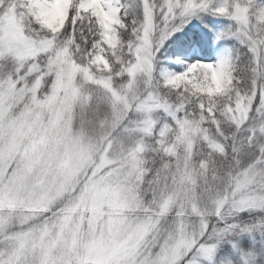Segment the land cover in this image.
<instances>
[{
	"label": "snow or ice",
	"instance_id": "obj_1",
	"mask_svg": "<svg viewBox=\"0 0 264 264\" xmlns=\"http://www.w3.org/2000/svg\"><path fill=\"white\" fill-rule=\"evenodd\" d=\"M193 19L211 62L160 67ZM256 232L264 0H0V264H264Z\"/></svg>",
	"mask_w": 264,
	"mask_h": 264
},
{
	"label": "trees",
	"instance_id": "obj_2",
	"mask_svg": "<svg viewBox=\"0 0 264 264\" xmlns=\"http://www.w3.org/2000/svg\"><path fill=\"white\" fill-rule=\"evenodd\" d=\"M209 19L216 21L218 18L209 17ZM193 23L191 26H187L181 32H177L170 39L174 41L171 48H168L167 51L162 50L161 54L158 56L160 67L166 66L172 70H181L182 59L187 57V55L193 50L189 45V38L193 32L200 33L203 25H201L198 19H193ZM227 25V21H223L218 23L216 31H222L224 27ZM207 39V37H204ZM218 43L224 45L222 51H228L230 45L227 41H219ZM203 58H207L201 53ZM214 57V56H213ZM179 61V63H178ZM167 68V69H168ZM243 238V239H241ZM233 243H237L238 246L245 252H255L256 249L264 243V237L259 232L253 234L244 235L238 240L233 241ZM238 253L233 249L232 243L228 241H224V246H222L216 255V264H220L221 261H224L227 264L228 261H237Z\"/></svg>",
	"mask_w": 264,
	"mask_h": 264
},
{
	"label": "rangeland",
	"instance_id": "obj_3",
	"mask_svg": "<svg viewBox=\"0 0 264 264\" xmlns=\"http://www.w3.org/2000/svg\"><path fill=\"white\" fill-rule=\"evenodd\" d=\"M192 23H193V21H191V23H189L187 26H191L192 25ZM186 26V27H187ZM193 55H200L201 56V54L198 52V51H194V52H192L185 60H184V63H183V67H182V70L181 71H183V70H185V68L187 67V65L188 64H190V63H192L193 61H192V56ZM206 62H211V61H207V60H205ZM173 72H177V71H173ZM180 72V71H179ZM247 235V234H246ZM241 239H243V238H241ZM222 246H224V242L220 245V247H219V249H218V252H219V250H220V248L222 247ZM218 252H217V254H218Z\"/></svg>",
	"mask_w": 264,
	"mask_h": 264
}]
</instances>
